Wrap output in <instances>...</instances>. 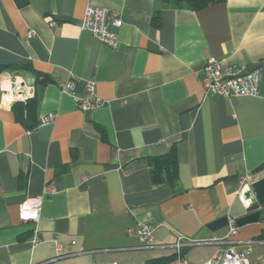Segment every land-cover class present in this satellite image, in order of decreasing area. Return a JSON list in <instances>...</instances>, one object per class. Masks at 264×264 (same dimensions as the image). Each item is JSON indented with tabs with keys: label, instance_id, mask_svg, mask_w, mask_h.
I'll return each mask as SVG.
<instances>
[{
	"label": "crops",
	"instance_id": "0c3cea01",
	"mask_svg": "<svg viewBox=\"0 0 264 264\" xmlns=\"http://www.w3.org/2000/svg\"><path fill=\"white\" fill-rule=\"evenodd\" d=\"M88 6L119 14L117 50L81 30ZM209 59L258 68L257 95L206 94L196 72ZM0 66V98L19 77L35 100L32 116L0 105V264H204L226 247L179 257L138 249L127 230L149 223L154 243L208 242L228 231L210 224L246 215L240 179L264 177V0L199 11L176 0H0ZM68 83L80 96L92 83L101 105L83 112L60 91ZM48 115L53 122L39 125ZM172 148L175 183L154 185L148 160ZM27 198L42 199L34 225L18 218ZM262 229L238 228L233 240ZM250 260L264 264L263 241Z\"/></svg>",
	"mask_w": 264,
	"mask_h": 264
},
{
	"label": "built area",
	"instance_id": "2783aa9c",
	"mask_svg": "<svg viewBox=\"0 0 264 264\" xmlns=\"http://www.w3.org/2000/svg\"><path fill=\"white\" fill-rule=\"evenodd\" d=\"M54 23H49L53 26ZM122 26V20L119 14L111 12L104 8L88 6L84 12L80 28L88 32L93 39L109 47L117 50L118 36L117 31ZM200 75V80L206 94L218 96L222 98L235 97H255L258 93L260 70L252 68H238L234 65L225 64L224 61L209 59L202 68L196 72ZM60 91L72 98L77 107L83 112L92 111L101 105V101L94 94V85L88 83L83 96L77 95L72 91L70 83L60 85ZM33 97V89L27 87L19 77H13L8 86L1 87L0 105L3 108H11L16 103L25 104ZM52 115L45 116L39 120V125L49 124L53 122ZM255 181L253 175H246L240 179L244 187ZM50 187L44 188L43 195L50 193ZM42 207L41 198H27L22 202L18 209V218L23 224H36L39 220ZM227 233L219 239H213L208 242L196 241L184 236H177L171 244L154 243L153 233L155 227L149 223H138L134 227L127 230L128 235H133L139 240L138 249H171L180 257L184 248H190L196 245L206 243H216L226 246L219 248L213 256L204 264H253L250 256L253 252V246L260 241L252 239L246 242L233 240L238 233L236 221L228 219ZM39 242L36 229L33 231L32 244ZM54 245L59 251V242L54 239ZM242 247V250L238 249ZM179 264H191L184 260Z\"/></svg>",
	"mask_w": 264,
	"mask_h": 264
},
{
	"label": "trees",
	"instance_id": "16d2710c",
	"mask_svg": "<svg viewBox=\"0 0 264 264\" xmlns=\"http://www.w3.org/2000/svg\"><path fill=\"white\" fill-rule=\"evenodd\" d=\"M226 0H176V3L185 5L191 11H199L204 9L207 6L215 5V4H222ZM8 70L5 66H0V76ZM40 80L38 83L46 84L49 83V79L46 76H39ZM24 110L26 115H34L35 113V100L32 98L28 100L25 104L18 103L13 105L12 109L15 110ZM149 167H150V177L151 181L154 185H162L168 184L173 186L176 180V173H177V163L175 159V150L172 148L167 154L159 157H151L148 160ZM260 170L264 171V165L260 168ZM260 223L264 224V206L260 209ZM255 240L263 241L264 242V229L261 230L260 234L255 238ZM165 260H156L152 261L148 264H164Z\"/></svg>",
	"mask_w": 264,
	"mask_h": 264
},
{
	"label": "water",
	"instance_id": "95a60500",
	"mask_svg": "<svg viewBox=\"0 0 264 264\" xmlns=\"http://www.w3.org/2000/svg\"><path fill=\"white\" fill-rule=\"evenodd\" d=\"M242 198L244 202L249 204L245 210L246 215L236 220L238 228L259 222L260 209L264 206V177L244 187ZM227 222V218H223L210 224L208 229L211 231L223 229L227 226ZM186 251V249L183 250L182 254L186 253Z\"/></svg>",
	"mask_w": 264,
	"mask_h": 264
},
{
	"label": "rangeland",
	"instance_id": "374dc122",
	"mask_svg": "<svg viewBox=\"0 0 264 264\" xmlns=\"http://www.w3.org/2000/svg\"><path fill=\"white\" fill-rule=\"evenodd\" d=\"M255 182V181H254ZM249 186V185H248Z\"/></svg>",
	"mask_w": 264,
	"mask_h": 264
}]
</instances>
